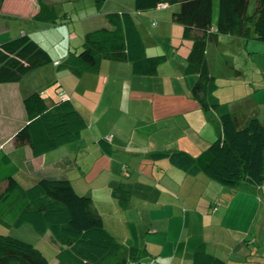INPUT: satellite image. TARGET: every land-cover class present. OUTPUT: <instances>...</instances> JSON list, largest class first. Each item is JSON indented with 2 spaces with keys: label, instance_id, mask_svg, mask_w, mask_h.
<instances>
[{
  "label": "crops",
  "instance_id": "obj_1",
  "mask_svg": "<svg viewBox=\"0 0 264 264\" xmlns=\"http://www.w3.org/2000/svg\"><path fill=\"white\" fill-rule=\"evenodd\" d=\"M67 1L78 15L67 16L66 9L60 8ZM75 1L43 0L48 16L57 18L54 25L33 20L39 12L37 0L2 4L0 46L28 35L53 62L19 83L0 84V188L7 187L1 179L5 174L23 188L41 179L68 180L78 195L91 198L110 235L125 247L145 251L139 264H193L194 250L200 245L224 264H264V181L259 187H225L210 180L201 168L207 162L201 157L217 138V128L191 98L197 77L184 73L192 41L183 39L184 28L173 19L179 6L140 14L134 0H127L128 5L114 11L133 15L147 57L167 56L156 76H136L127 62L103 61L97 74L75 77L58 70L59 63L81 50L84 34L107 27L105 16L112 13L105 10L107 2L98 15H83L85 5ZM260 45L219 36L207 48L211 75L217 79V64L221 76L233 79L231 71L236 69L226 51L237 48L246 57L264 52ZM52 84L57 86L47 90ZM119 91L126 92L124 101ZM35 92L49 102L58 100L59 94L69 99L86 124L78 141L37 157L28 146L14 147L15 133L27 123L24 99ZM219 94L216 98L239 129L251 118L258 119L253 107L243 112L251 103L232 106L228 100L236 96L222 99ZM118 99V108L128 115L122 117L128 127L108 123L106 133L99 127L94 131L103 119L98 111L105 112L100 107L106 105L107 113H115ZM100 140H105L109 153ZM176 153L198 159L199 165L188 172L175 159L152 158ZM3 155L6 164L1 162ZM119 183L130 192L126 207L112 194ZM52 244L57 254L59 246Z\"/></svg>",
  "mask_w": 264,
  "mask_h": 264
},
{
  "label": "trees",
  "instance_id": "obj_2",
  "mask_svg": "<svg viewBox=\"0 0 264 264\" xmlns=\"http://www.w3.org/2000/svg\"><path fill=\"white\" fill-rule=\"evenodd\" d=\"M99 10L107 0H93ZM4 0H0V13ZM33 20L54 25L43 0ZM159 5L179 6L173 15L183 26V39L192 45L184 73L197 77L191 89L194 99L208 120L217 128V138L204 156L201 168L212 181L225 187H259L264 181V124L251 118L239 129L232 115L215 96L216 78L211 75L207 48L219 36L237 37L264 45V0H134L135 11L142 14ZM107 27L87 32L81 50L58 65L75 77L97 74L103 61L127 62L136 76L154 77L167 61L166 55L147 57L141 35L131 13H109ZM50 54L28 35L0 46V84L19 83L30 73L52 64ZM234 77L240 72L233 70ZM60 95V94H59ZM27 123L14 135V147L28 146L35 157L76 142L86 124L69 99L49 102L43 94L32 93L24 99ZM215 117V118H214ZM105 147V140H101ZM108 153L109 150L104 148ZM175 159L188 172L199 160L185 153L155 154L154 159ZM174 160V161H175ZM1 162H8L5 155ZM0 188V225L5 228L30 226L41 236L49 234L59 246L56 264H139L145 251L125 247L104 227L101 216L88 196H80L68 180L41 179L23 188L11 175ZM121 207H126L130 192L119 183L112 192ZM0 264H49L45 255L31 243L0 234ZM193 264H224L210 256L204 245L193 253Z\"/></svg>",
  "mask_w": 264,
  "mask_h": 264
},
{
  "label": "rangeland",
  "instance_id": "obj_3",
  "mask_svg": "<svg viewBox=\"0 0 264 264\" xmlns=\"http://www.w3.org/2000/svg\"><path fill=\"white\" fill-rule=\"evenodd\" d=\"M108 2V3H107ZM107 5L106 11L116 13L114 11H117V9L121 8V5H128L127 0H108L106 1ZM122 3V4H121ZM75 4L78 5H85V9L82 10L83 15H98V9L94 4L93 0H78L75 1ZM72 2H64L62 5H60V8L63 7L66 10L64 11L67 16L70 15H78L77 13L72 10ZM97 28L100 26H96ZM85 35V34H84ZM262 47V45H260ZM227 59L231 63L233 62L235 65V69L240 72V77H234L231 71V77L233 79H227L224 78V76H221L219 74L221 67L219 70L217 69L216 64V72L218 75L216 76V83H217V93L219 94L220 98L223 99L224 97H235V99H229V105H236V106H243L247 105L248 103H251L248 110L247 108L244 109L243 112H249L250 107H253L252 111L255 110L256 115L258 116V119L264 123V52L259 51V54H251L247 55L246 57L244 52L239 51L237 48L234 50H227ZM249 53V52H248ZM219 56V55H218ZM248 59H244V58ZM225 58V57H224ZM56 85V84H55ZM54 84H52L48 89H53L56 87ZM46 86H43V88H46ZM229 90V92L227 91ZM132 99H134V92H130ZM216 93V94H217ZM119 94H121L123 101L127 97L126 92L119 91ZM215 94V96H216ZM218 97V96H217ZM225 98V99H227ZM120 100H116L115 106L113 107V110H115V113L106 112V105L100 107V112L98 111L97 115L103 116L102 122L99 126H94V131L100 128L101 132L106 133L107 125L108 123L111 125H114L115 123L118 126H123L125 129L128 127V124L125 125V122L123 121L122 117H128V115L124 114V110L121 108H118V102ZM81 109V108H80ZM82 111V110H81ZM121 116V117H120ZM120 117V118H119ZM119 129V128H118ZM101 139V138H99ZM98 139V140H99ZM101 141V140H100ZM83 191V190H82ZM81 196H84L83 194ZM0 233H4L7 235H10L12 237H15L17 239H21L23 241H26L28 243H31L34 245L37 249H39L45 257L48 259L49 264H52V261L56 254V249L54 248L53 244L48 241V235L41 236L36 234L33 229L30 226L24 225L19 228L11 227V228H5L0 225Z\"/></svg>",
  "mask_w": 264,
  "mask_h": 264
},
{
  "label": "built area",
  "instance_id": "obj_4",
  "mask_svg": "<svg viewBox=\"0 0 264 264\" xmlns=\"http://www.w3.org/2000/svg\"><path fill=\"white\" fill-rule=\"evenodd\" d=\"M165 7H166V5H159L158 6L159 9H162V8H165ZM60 97L61 98H65V96H63V94H60ZM131 264H134V263H131Z\"/></svg>",
  "mask_w": 264,
  "mask_h": 264
}]
</instances>
